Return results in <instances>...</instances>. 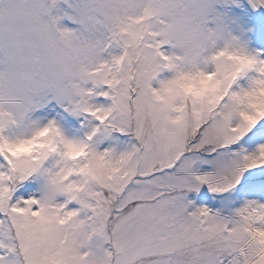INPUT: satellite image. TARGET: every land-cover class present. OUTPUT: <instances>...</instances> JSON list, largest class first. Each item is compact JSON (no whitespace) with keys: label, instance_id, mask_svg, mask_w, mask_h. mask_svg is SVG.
Returning a JSON list of instances; mask_svg holds the SVG:
<instances>
[{"label":"snow or ice","instance_id":"obj_1","mask_svg":"<svg viewBox=\"0 0 264 264\" xmlns=\"http://www.w3.org/2000/svg\"><path fill=\"white\" fill-rule=\"evenodd\" d=\"M0 264H264V0H0Z\"/></svg>","mask_w":264,"mask_h":264}]
</instances>
